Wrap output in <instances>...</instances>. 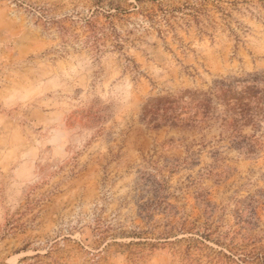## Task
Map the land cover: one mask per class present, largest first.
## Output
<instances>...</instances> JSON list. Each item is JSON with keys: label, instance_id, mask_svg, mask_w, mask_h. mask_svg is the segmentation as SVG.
Returning a JSON list of instances; mask_svg holds the SVG:
<instances>
[{"label": "rangeland", "instance_id": "1", "mask_svg": "<svg viewBox=\"0 0 264 264\" xmlns=\"http://www.w3.org/2000/svg\"><path fill=\"white\" fill-rule=\"evenodd\" d=\"M261 69L263 0H0V264H264V147L141 119ZM157 172L175 209L133 239Z\"/></svg>", "mask_w": 264, "mask_h": 264}, {"label": "trees", "instance_id": "2", "mask_svg": "<svg viewBox=\"0 0 264 264\" xmlns=\"http://www.w3.org/2000/svg\"><path fill=\"white\" fill-rule=\"evenodd\" d=\"M86 28L90 31L86 43L97 47L100 40L97 26L88 20ZM141 119L153 129L193 128L202 123H217L221 137L228 140L232 148L246 157H255L264 147V69L221 77L207 90L187 89L150 98L142 108ZM141 180L151 186V198L139 206L140 216L142 214L148 230L136 233L133 239H142L141 234H153L155 229L150 224L155 215L172 214L175 209L170 203L168 182L160 172L144 174ZM141 244L132 242L125 245L134 261L143 255L131 248Z\"/></svg>", "mask_w": 264, "mask_h": 264}]
</instances>
